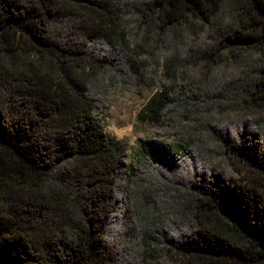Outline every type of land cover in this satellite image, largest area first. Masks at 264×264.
I'll return each instance as SVG.
<instances>
[{
  "label": "trees",
  "instance_id": "1",
  "mask_svg": "<svg viewBox=\"0 0 264 264\" xmlns=\"http://www.w3.org/2000/svg\"><path fill=\"white\" fill-rule=\"evenodd\" d=\"M233 1L238 22L219 50L264 52V0ZM149 2L148 19L166 29L211 26L222 0ZM111 23L108 0H0V264H109L124 145L94 114L88 81L103 63L86 44ZM249 88L264 106V70ZM169 99L155 91L137 119L157 122ZM222 146L237 176L198 188L176 264H264V138Z\"/></svg>",
  "mask_w": 264,
  "mask_h": 264
},
{
  "label": "rangeland",
  "instance_id": "2",
  "mask_svg": "<svg viewBox=\"0 0 264 264\" xmlns=\"http://www.w3.org/2000/svg\"><path fill=\"white\" fill-rule=\"evenodd\" d=\"M234 2L222 0L211 26L192 19L163 29L148 19L149 0H108L111 31L86 44L103 63L88 81L94 114L124 145L105 225L109 264H176L175 243L196 227L198 188L237 176L223 142L264 138V106L249 88L264 52L219 50L238 22ZM159 90L170 99L158 121H139Z\"/></svg>",
  "mask_w": 264,
  "mask_h": 264
}]
</instances>
